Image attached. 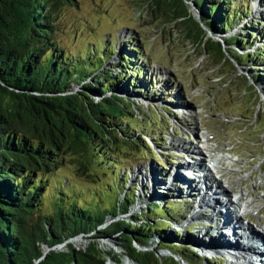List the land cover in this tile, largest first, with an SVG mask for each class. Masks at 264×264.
I'll return each mask as SVG.
<instances>
[{
	"label": "trees",
	"instance_id": "trees-1",
	"mask_svg": "<svg viewBox=\"0 0 264 264\" xmlns=\"http://www.w3.org/2000/svg\"><path fill=\"white\" fill-rule=\"evenodd\" d=\"M189 1L222 40L205 44L209 54L217 50L219 56L214 55L220 61L225 49L264 88V26L250 18L248 4ZM152 2L170 22L187 25L183 0ZM67 6H78V0H0V264H106L112 252L102 250L97 240L86 248L70 244L67 250L54 249L80 235L90 239L117 235L129 254L133 241L145 246L159 242L156 250L169 249L191 264H203L193 248H186L179 231L167 234V221L186 213L175 194L158 193L163 196L160 203L134 213L131 217L138 225L121 220L103 228L109 215L127 214L135 203L137 186H129L120 165L135 150L150 152L148 136L156 144L160 141L152 136L161 123L146 118L141 124L137 100L116 92L126 86L131 95L164 97L152 92L154 77L151 81L147 77L151 60L138 42L122 41L116 62L112 59L117 46L105 40L96 45L95 37L81 50L67 49L58 35ZM190 28L188 33L197 39L200 32ZM74 86L79 90L73 92ZM70 151L82 158L80 175L95 181L102 174L109 178L106 187L75 189L58 178ZM145 156L164 164L153 154ZM89 195L87 202L84 196ZM155 234L174 244L151 243ZM45 246L52 249L47 254Z\"/></svg>",
	"mask_w": 264,
	"mask_h": 264
},
{
	"label": "rangeland",
	"instance_id": "rangeland-1",
	"mask_svg": "<svg viewBox=\"0 0 264 264\" xmlns=\"http://www.w3.org/2000/svg\"><path fill=\"white\" fill-rule=\"evenodd\" d=\"M260 1L263 2L264 0ZM238 2L250 5V18L257 19L262 24L261 26H264V11L261 6L257 5L259 0H238ZM193 5L189 2L190 10L198 15L199 11ZM58 35L64 46L74 51L76 49L81 50L93 37H95L94 43L96 45H101L102 40H105L108 44L117 46L112 62L117 61L122 41H130L131 44L138 42L145 47L144 57L153 62L150 63L151 68L148 70L147 77L150 81L151 76L154 77L152 81L156 87L152 92L157 91L156 97L162 96L164 98H148L143 92L131 95L126 86L121 87L116 92L118 96L137 100L136 113L139 115L140 123L144 124L142 121H146V118L161 123V126L154 130L153 136H162L157 144L151 141L152 139L147 141L151 148L150 152L135 150L132 152L131 159H126L127 162L120 165L127 178L129 177V186L136 185L137 188L135 203L130 207L127 214L117 215V217L120 216L119 220H129L133 218L131 216L134 213L147 212L151 203H160L157 196H148L149 187L141 189L140 180L153 172L154 176L158 175L159 181L163 185L167 183L170 169L180 166L183 162V153L186 151L182 148L187 145L189 147H185L186 149L195 148L197 139L202 141L204 151H207L206 149L209 147L226 150L233 148L243 154L242 160L249 164V173L246 172L241 176L244 177L248 174L238 190L244 189L248 198L254 199L256 196L257 201H259L257 203L263 206L262 209L259 208V213L252 212L248 216L256 221L259 218L264 219V200L259 196V194L263 195L264 193V115L258 114L256 117L258 107L256 102L251 99L246 87L247 81L241 79L240 71H235L228 62H218L213 55L204 49L201 41L191 37L185 25L170 22V18L154 7L152 0H78V6H67L63 9ZM215 37L222 42L219 37ZM240 67L241 71L253 81V75L248 68ZM139 87L143 88V86ZM256 87L264 96L263 86L257 83ZM72 90L73 92L78 91L79 86H74ZM95 97L99 99L97 95ZM169 110H173L172 115H168ZM164 153L170 155L173 158L172 161H177L178 164L172 165L163 155ZM146 154H153L160 160L166 161L168 165L163 167L154 157L149 158L145 156ZM66 155L68 163L59 170L58 178L66 180L75 189L87 186L96 188L104 184L106 187L109 178L102 176V174H99L100 179L95 178V181H91L92 177L90 176L80 175L79 160L82 158L79 153L70 151ZM91 166L94 169L97 167L95 164H91ZM150 168L152 172H150ZM182 183L178 182L177 184L182 185ZM178 187L179 190L176 188H172V190L167 187V193H169L167 197L170 193L173 194L182 190L183 197L188 195V191L184 190L185 186L184 189L181 186ZM234 187L233 184L231 188ZM51 191V188L47 191V200L50 199ZM141 193L145 199H142ZM162 194L166 195V193ZM163 196H161L162 199ZM90 197V195L84 196V199L90 202ZM190 206L186 203L184 211H187ZM195 207L196 205L192 204L190 211L188 210L187 214L183 215L184 218L181 221L175 223L169 220L167 222L170 226L167 234H171L174 229L178 230L187 249L193 247L194 241L192 239L197 238L198 234L204 230L205 233L211 230L208 229L211 226L206 216L208 212L201 210L200 216H191L196 211ZM109 218L117 220L111 216H108V220H110ZM133 219L139 223L135 218ZM211 220L213 221V219ZM106 227L103 226L104 229ZM192 228L195 229L192 230ZM190 231L195 232V234H191ZM197 232L198 234H196ZM205 233L198 235L204 243L202 245L210 244L212 241L215 244L218 242L213 231H211L210 236ZM107 238L111 239L107 241ZM72 239L77 241L70 240L63 244L66 247L73 244L78 248H84L92 240H98L99 245L104 250H112L116 255H120V264L128 263V258H123L125 250L117 241V235L95 239L80 235ZM155 240H162L169 245L174 244L173 240L165 241L164 238L162 239L156 234L152 237L151 243ZM158 243H153L154 245H149L148 248L156 249ZM116 245L120 247L121 253L114 249ZM61 248L62 246L57 249ZM44 249L46 254L52 250L47 246ZM163 250L165 249L159 250V252L165 253ZM197 258L204 260L203 264H216L214 260H205L199 256ZM166 264L178 263L168 261ZM220 264H228V262L221 261Z\"/></svg>",
	"mask_w": 264,
	"mask_h": 264
},
{
	"label": "bare ground",
	"instance_id": "bare-ground-1",
	"mask_svg": "<svg viewBox=\"0 0 264 264\" xmlns=\"http://www.w3.org/2000/svg\"><path fill=\"white\" fill-rule=\"evenodd\" d=\"M261 4H262V2L259 0V2L257 3V5L261 6ZM263 11H261V12H263ZM126 37H127V34H126ZM183 146H185V145H183ZM185 147H189V146L187 145ZM185 147L182 148L184 151L191 152L193 150L192 152H194V150H195V148H192V147H190L189 149H186ZM196 150L199 151L197 149V145H196ZM209 155L210 156H212V155L215 156L218 160L222 159V155H214L213 152H211V154H209ZM183 168L184 167H182V166L180 167L179 166V167L170 169V172L168 174L169 176L167 177L168 182L165 183L164 185L159 181L158 175L157 176H154L153 175L154 173L151 171L152 169L150 168V172H152V173H150L149 176L146 175L145 177H143L144 178V179L142 178L143 180H140V183L142 185L141 186V189L143 190L144 188L149 187V191H147L148 196H157L159 199H161V196H159L155 192L160 191L162 193H166L165 191H167V187H170L172 189V188H175L176 185H178L177 184L178 182H183L184 185H185V190L188 191V195H185L184 202L185 203H188V205H191V206H192V204L193 205H196L195 208L197 210H202L203 209L204 211H209V208H211V207H210L209 204L207 205V203H206L208 201L209 197H210V196H208L207 183L209 181L212 184L215 181L214 183L217 182L219 185H221L222 182L218 181L215 177H213L211 179H209L207 177L206 178L207 181L205 179L204 183H202L203 186H201L202 185L201 182H197V181L191 179V177H189V175L184 171ZM245 176H247V175H245ZM220 180L222 181V178L221 177H220ZM183 183H182V185H183ZM173 184H175L174 187H172ZM160 189H164V190H160ZM225 191L226 192H230L228 190V188L224 187V193H225ZM179 193H183V190L180 191ZM222 195H224V194L222 193ZM245 195H246V193H245L244 190L239 191L235 195V197L233 198V207H234V209H236V210L240 209L245 214H247L251 210L255 212L256 210L252 209L253 200L251 198H248V197H247L248 198L247 199L245 197ZM140 196H143L142 199H145L144 198L145 196L143 195V193H141ZM164 196L166 197V195H164ZM189 197H191V198H189ZM205 207H206V209H204ZM224 210H226V208ZM223 213H221L220 211H217V214L216 215L215 214L212 215L211 219H213L212 222H215L216 223V228H214L213 230L212 229L211 230H208L210 232H207L206 231V233H205V230H204V231L201 232V234H204L205 233L206 235L210 236L211 231H213L214 232L213 233L214 236H217V238H218V242H216V243H219V242L220 243H226V244H228V247H235L238 244L243 243L244 242V239L238 234V232H237V226H236L235 223L229 225V224H226L225 222H222L220 220L222 218L220 216H223V217L227 218V215L226 214H223ZM195 214H197V215L200 216L201 215V212H194L193 215H195ZM209 218H210V216H209ZM261 221H260V225L259 226L262 227V229H264V222L263 221L261 222ZM201 234H199V235H201ZM260 237L262 238L261 241H263L261 247L264 248V235L262 234V236H260ZM253 241H256V240L254 239ZM213 244H215V243H213V241H212L209 245H213ZM240 247H241V249H243L242 246H240ZM252 250L254 252L255 251H259L260 252V250L259 249H256V248H254ZM247 262H248L247 257H243V258H239V259H234V261L232 263H228V264H264V261L263 262H258V263H254V262L247 263Z\"/></svg>",
	"mask_w": 264,
	"mask_h": 264
},
{
	"label": "water",
	"instance_id": "water-1",
	"mask_svg": "<svg viewBox=\"0 0 264 264\" xmlns=\"http://www.w3.org/2000/svg\"><path fill=\"white\" fill-rule=\"evenodd\" d=\"M183 2H184V5L186 7V10L188 12V14H186L187 15L186 18H184L187 21V25H185V26L187 27L188 30L191 29L190 27H194L195 30H198L200 32L201 37L197 36V39H196V35H193V36H194L195 40H199L203 43V46L205 49L206 48L205 44L215 42L216 37L214 36V34L210 30V28H208L205 25V23L201 20V14L200 13L198 15L194 14L193 11L190 10L189 2L190 3H192V2L189 0H183ZM212 50H213V51H211L212 54H210V55H213L216 59L215 55L219 56V54L217 53L218 51L217 50L214 51V49H212ZM221 50H222V52H223L222 54H224V56L220 53L223 57L220 56L221 60L220 61L217 60V61L221 62V63L228 62L229 64L232 65V67L235 71H238V72L240 71V77H241V79H245V81H247L246 84L248 86L246 85V87L249 90L250 97L253 101L256 102V106L258 107L256 117H258V114L264 115V96L262 95L261 92H259L260 90H257L256 82L254 80L251 81L250 78L247 77L245 75V73H243V71H241L240 65L230 56V54L225 49H221ZM252 103L253 102L251 101V104ZM134 106H135V104H134ZM109 217H110V215H109ZM119 217L120 216L116 217L117 220H111L110 218H109L110 220H108V217H107V220H106L107 223H105V226H107V227L112 226L111 224H113L114 221H121V219L120 220L118 219ZM128 222H131L135 225L139 224V223H136V221L133 218L129 219ZM123 234L124 233H120L118 235L123 238L124 237ZM110 239L111 238H107V241H109ZM71 241L74 242L77 240L71 239ZM108 245H111V244L108 243ZM61 246H62V248L59 250H67L68 249V247H66L65 244L58 245L54 249L60 248ZM99 247L102 250H104L100 245H99ZM84 248H86V247H84ZM130 248H132L134 250V251H130V252H132L131 254L136 255L138 258L134 259L133 257H131V254H129V250L124 249L125 253L123 255L124 256L123 258H128V263L125 262V264H140V261H142L144 264H166L168 261H176L178 264L179 263L180 264H191L183 256H181L180 254H175V253L171 252L169 249L163 250V251H165V253H160L159 250H156V249L151 250V249H149L150 247L148 248V246L141 245L138 241H136V242L133 241V244H132V246L130 245ZM114 249H116L118 252L121 253V249L119 246L116 245V248H114ZM104 251L107 253L112 252V257L111 256L107 257L106 264H120L121 263V257L119 254L116 255L115 252H113L112 250H104ZM200 256L206 259L210 255L206 254L204 252H200ZM219 257L225 258L226 256L220 255Z\"/></svg>",
	"mask_w": 264,
	"mask_h": 264
}]
</instances>
